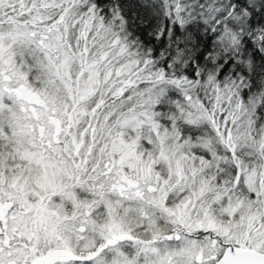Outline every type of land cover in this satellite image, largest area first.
I'll return each instance as SVG.
<instances>
[{
    "label": "snow or ice",
    "instance_id": "1",
    "mask_svg": "<svg viewBox=\"0 0 264 264\" xmlns=\"http://www.w3.org/2000/svg\"><path fill=\"white\" fill-rule=\"evenodd\" d=\"M0 264H264V0H0Z\"/></svg>",
    "mask_w": 264,
    "mask_h": 264
}]
</instances>
